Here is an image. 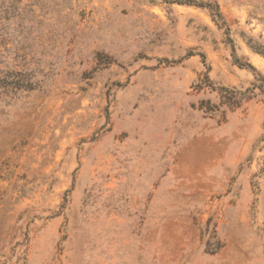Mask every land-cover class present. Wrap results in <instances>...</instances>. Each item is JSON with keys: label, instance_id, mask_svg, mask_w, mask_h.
Instances as JSON below:
<instances>
[{"label": "rangeland", "instance_id": "obj_1", "mask_svg": "<svg viewBox=\"0 0 264 264\" xmlns=\"http://www.w3.org/2000/svg\"><path fill=\"white\" fill-rule=\"evenodd\" d=\"M0 264H264V0H0Z\"/></svg>", "mask_w": 264, "mask_h": 264}, {"label": "trees", "instance_id": "obj_2", "mask_svg": "<svg viewBox=\"0 0 264 264\" xmlns=\"http://www.w3.org/2000/svg\"><path fill=\"white\" fill-rule=\"evenodd\" d=\"M204 7H207L211 13V16L213 17L214 21L215 22H220L223 18H222V13L220 11V8L217 4H215L214 6L209 4L207 6H204ZM252 69L253 66H250Z\"/></svg>", "mask_w": 264, "mask_h": 264}]
</instances>
